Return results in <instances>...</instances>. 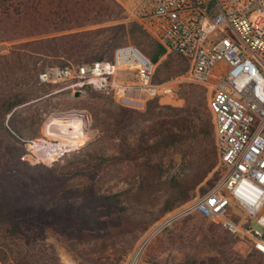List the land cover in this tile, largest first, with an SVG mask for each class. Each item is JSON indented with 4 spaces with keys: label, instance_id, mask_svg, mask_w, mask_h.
<instances>
[{
    "label": "trees",
    "instance_id": "trees-1",
    "mask_svg": "<svg viewBox=\"0 0 264 264\" xmlns=\"http://www.w3.org/2000/svg\"><path fill=\"white\" fill-rule=\"evenodd\" d=\"M38 1L0 0V44L10 43L6 52L0 51V264H57L56 247L48 241L50 227L60 230L57 238L87 263L118 264L131 248L124 249L127 236L147 231L161 215L194 198L198 189L201 194L206 193L221 177L215 124L207 107V88L188 84L181 92L187 98V111L194 110L199 121L192 131L195 143L190 148L194 153L187 160L188 153L184 154L179 174L157 182L144 176L138 185L115 192L100 193L91 186L60 192L56 182L62 176L54 173L55 168L31 166L22 159L27 151L26 137L38 129L36 120L28 121L22 112L60 86L41 83L39 74L51 65L113 60L115 49L129 42L157 63L167 49L137 22L43 36L72 27L36 29L37 21L42 19ZM62 9L51 7L48 13L72 16L69 7ZM103 14L117 16V11L113 6L101 8L94 19L84 18L87 21L80 27L103 22ZM162 67L168 74L159 77L157 68L156 81L168 80L186 70L167 62ZM183 138L182 134H168L167 146L177 145ZM96 158L101 162L117 159L116 156ZM210 221L221 226L217 220ZM199 236L209 239L217 254L200 259L191 256L185 264H264L259 260L262 252L252 247L245 256L248 242L226 230L217 233L210 225L202 227ZM99 243L114 252L119 247L124 250L114 260V252L108 248L106 255L88 257L91 253L87 247Z\"/></svg>",
    "mask_w": 264,
    "mask_h": 264
},
{
    "label": "built area",
    "instance_id": "built-area-1",
    "mask_svg": "<svg viewBox=\"0 0 264 264\" xmlns=\"http://www.w3.org/2000/svg\"><path fill=\"white\" fill-rule=\"evenodd\" d=\"M115 1L128 21L187 59L189 69L156 81L158 63L129 43L115 49L113 60L48 66L39 74L40 82L64 85L62 90L72 94L76 88H91L135 109L151 99H176L182 83L200 84L210 93L208 108L222 167L210 190L168 211L151 227L136 258L150 242L142 249L147 238L193 213L219 221L264 253V0ZM82 112L55 113L79 121L60 137L27 141L32 159L52 164L78 150L89 124ZM40 143L41 152L36 147ZM22 159L31 161L27 155Z\"/></svg>",
    "mask_w": 264,
    "mask_h": 264
},
{
    "label": "rangeland",
    "instance_id": "rangeland-1",
    "mask_svg": "<svg viewBox=\"0 0 264 264\" xmlns=\"http://www.w3.org/2000/svg\"><path fill=\"white\" fill-rule=\"evenodd\" d=\"M68 1L70 5L66 0L38 1L42 19L37 21L36 29L47 31L59 27H72L61 31L54 30L48 34H43V36L60 35L67 32L130 22L126 19L123 9L115 0ZM107 6H113L117 11V16L103 14V22L80 27L81 23L87 21L84 18L94 19L96 13ZM51 7L56 10L69 7L72 16L65 18L61 15L49 14L48 9ZM9 46L10 43L0 44V51L6 52ZM164 62L186 68L182 73H185L190 67L189 61L182 55L167 51L158 63L159 77L168 74L167 69L162 67ZM188 84L202 86L197 83H182L178 87V97L176 99H151L140 109L121 106L111 96L91 88H86L80 96H75V94H72L71 89L62 90L65 87L64 85L56 86L51 89V93L40 98L22 112V116L28 117V121L31 119L36 120L35 125L38 127L36 131L26 137L25 146L27 151L24 155H27V158L33 162L26 161L31 166L55 168L54 173L62 176V179L56 182L60 192H66L67 188L71 190L84 186H91L100 193L115 192L132 185H138L144 176L154 179L155 182L168 181L173 175L181 172L185 159L184 154L188 153L187 160L194 153L192 149L195 139L192 138V131L199 119L194 110L187 111V98L181 95ZM209 95L207 89V107ZM70 109L85 111L89 117L88 130L82 146L52 164L33 160L31 149L28 148L26 142L57 138L46 135V125L47 133L52 135L48 123H50L53 115ZM171 133L182 134L184 136L182 142L167 146V135ZM125 153H129L130 156L124 157ZM101 156L104 158L116 156L117 159L101 162L96 158ZM198 194H201L199 189L196 191V195ZM161 205L162 203L156 209L160 208ZM210 225L216 228L217 233L225 230L222 225L213 223L199 214L182 217L173 226L164 229L151 239L148 238L147 243L150 242L144 252L137 258V248L148 236L151 228L144 232L129 235L126 237V247L124 249L131 248L118 264H142L147 262L153 264H185L191 256L200 259L216 255V246L209 239L205 240L199 236L201 228L205 229ZM60 234L61 231L57 228L50 227L48 230V241L55 245L59 258L57 264H89L83 257L78 256L57 238ZM248 243H245L247 245L245 256L250 253L253 247ZM107 248L108 246L104 247L102 243L89 246L87 251L91 254L87 256L99 257L102 253V255H106L105 251L111 249ZM124 249L119 247L116 252L111 249L110 251L114 252L112 259L118 258ZM259 260L264 262V253ZM235 262L238 261L235 260Z\"/></svg>",
    "mask_w": 264,
    "mask_h": 264
},
{
    "label": "bare ground",
    "instance_id": "bare-ground-1",
    "mask_svg": "<svg viewBox=\"0 0 264 264\" xmlns=\"http://www.w3.org/2000/svg\"><path fill=\"white\" fill-rule=\"evenodd\" d=\"M62 120H58V118H51V121L50 123H48V127L51 129V133L52 135H49L47 133V125H46V135L47 136H50V137H58L60 135L63 134V132H69L70 128H72L76 122H78L79 120H77V117L76 116H71L70 114L68 116H63ZM36 147L37 150L39 149V151L41 152L42 151V144H36ZM150 238V237H149ZM148 241V238L145 240V244L143 245V248L144 246L146 245Z\"/></svg>",
    "mask_w": 264,
    "mask_h": 264
},
{
    "label": "water",
    "instance_id": "water-1",
    "mask_svg": "<svg viewBox=\"0 0 264 264\" xmlns=\"http://www.w3.org/2000/svg\"><path fill=\"white\" fill-rule=\"evenodd\" d=\"M83 92H84V90L82 88H76L74 91V94H75V96H80ZM82 114L88 115L85 111H83ZM64 115L68 116L66 114H55V115H53V118H58V120H62V119H64V118H62Z\"/></svg>",
    "mask_w": 264,
    "mask_h": 264
}]
</instances>
